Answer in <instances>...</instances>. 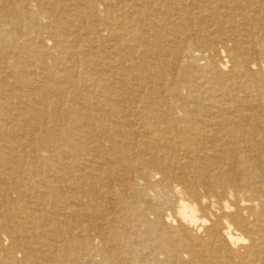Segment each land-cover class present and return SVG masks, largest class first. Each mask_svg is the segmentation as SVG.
I'll use <instances>...</instances> for the list:
<instances>
[{
    "label": "bare ground",
    "instance_id": "bare-ground-1",
    "mask_svg": "<svg viewBox=\"0 0 264 264\" xmlns=\"http://www.w3.org/2000/svg\"><path fill=\"white\" fill-rule=\"evenodd\" d=\"M0 264H264V0H0Z\"/></svg>",
    "mask_w": 264,
    "mask_h": 264
}]
</instances>
